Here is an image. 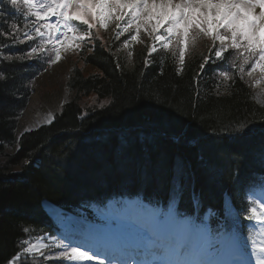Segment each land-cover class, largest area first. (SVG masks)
I'll use <instances>...</instances> for the list:
<instances>
[{
	"label": "trees",
	"instance_id": "1",
	"mask_svg": "<svg viewBox=\"0 0 264 264\" xmlns=\"http://www.w3.org/2000/svg\"><path fill=\"white\" fill-rule=\"evenodd\" d=\"M26 13L0 0V264H9L29 237L57 232L43 200L71 211L138 194L166 204L178 181L189 209L193 196L200 212L220 211L227 195L243 204L264 174V104L239 70L237 53L201 69L215 52L208 53L206 37L190 43L181 64L177 45L150 53L148 40L126 47L125 36H93L75 52L79 65L65 82L70 99L54 121L18 138L33 82L49 60L45 50L27 58L38 38L8 46L30 30L34 18ZM89 97L104 106L86 107ZM123 129L132 130L126 146L116 135ZM121 190L128 191L115 194Z\"/></svg>",
	"mask_w": 264,
	"mask_h": 264
},
{
	"label": "snow or ice",
	"instance_id": "2",
	"mask_svg": "<svg viewBox=\"0 0 264 264\" xmlns=\"http://www.w3.org/2000/svg\"><path fill=\"white\" fill-rule=\"evenodd\" d=\"M20 2L21 0H10L13 8H18ZM23 5L27 9L26 18H34L30 32H24L25 39H14L13 43L8 46L14 47L16 43L23 44L25 41L39 38L40 43L30 47L27 51V58H32L46 45H51L54 60L50 59L49 62L59 61L62 49L66 50L73 45L76 49L80 48V42L85 37L76 34L79 26H87L90 32L97 24L102 28H107L109 22L114 20L117 28L120 29L117 37L134 29L135 34L131 35V41H137L141 32L144 31L165 49L173 44L177 45L181 64L184 62L190 43L194 45L197 39L206 37L214 42L219 41L220 47L215 50L214 57L205 58L201 69L211 59L225 60L227 57L224 53L229 49H234L237 53L234 59L240 61L239 70L241 72L244 71V65L248 64L251 58L256 57L248 75L251 76L253 72L259 70L264 76V0H180L179 3L175 0H23ZM257 8L259 12L256 11ZM52 17H56L55 22H50ZM125 17L128 18L127 21ZM2 19L3 17L0 16V20ZM74 21L78 24H74ZM121 21H125L123 27L119 23ZM15 35L13 33L14 37ZM127 43H129L128 40L125 41V45ZM151 51L155 52L156 48L153 47ZM11 58V55L4 57V59ZM220 75L225 79L228 78L227 72H221ZM116 135L124 146L133 139L131 129L119 130ZM141 139H143V134H141ZM176 187H179L178 181ZM175 228L176 225L159 218L153 223L152 234L157 237L156 240L151 241L154 249L153 256L161 255L156 249L164 247L162 241L176 239ZM134 234L142 239H150V235L145 233L140 226ZM56 247L62 249L59 255L68 257L71 264H82V262H93V264H198L196 261L184 258L181 244H176L173 250L174 259L158 261L137 260L131 252L128 253V260H121L107 253L102 255L72 240L67 243L61 240ZM33 250H38L36 245L24 249L25 252ZM256 251L264 253V246L257 249L254 245V254ZM258 264H264V259H258Z\"/></svg>",
	"mask_w": 264,
	"mask_h": 264
},
{
	"label": "rangeland",
	"instance_id": "3",
	"mask_svg": "<svg viewBox=\"0 0 264 264\" xmlns=\"http://www.w3.org/2000/svg\"><path fill=\"white\" fill-rule=\"evenodd\" d=\"M175 2L179 3L180 0H175ZM256 11L259 12V9L257 8ZM53 18L55 22L56 17ZM127 19L128 18L125 17V21H127ZM125 21L119 22L121 27L124 26ZM103 29L106 31L108 37H113L120 31V29L117 28V23L114 20L110 21L108 27ZM134 34L135 31L133 32V35ZM146 40H148L149 42L150 49H152L153 47L157 49L161 46L144 31L141 32L137 41H130L132 42V44L142 42V44H146ZM74 47L75 46L73 45V47L66 50L62 49L61 59L59 61L51 62L48 69L34 81L33 92L29 99L28 105L25 110H23L19 118V126L16 133L17 137L20 136L23 131L37 128L42 124L52 121L54 113L60 112L63 104L66 103L68 99H70L69 92L65 86V82L68 78V73L72 70V64H78L79 62L77 59V55L73 52H70ZM84 70L86 71V73L93 72L91 68L87 67L84 68ZM250 83L255 92L257 101L260 104H264V76H262L259 70L253 72V74L250 76ZM83 101V104L91 109H93V107L100 106V102L94 97H89L87 99H84ZM14 172H20V168L17 167ZM113 207L114 205L111 206V208ZM123 212L124 214H122V216H119V218H124L125 215H129L130 217H132L133 222L138 221L143 226H146V222L150 221V215H144L145 221L142 220L138 215H136L137 213L133 210V206L132 208L129 207ZM93 215L94 217L97 216L101 219H108V216L110 214L106 215V213L94 210L92 216ZM57 219L58 223L63 225V231L61 235L55 237L44 235L25 241L23 250L10 262V264H18L19 259L26 256L40 258L43 257L45 259H62L64 264H71L68 257H61L59 255L62 249L56 247V244L61 240H63L65 243H67V241L69 240L77 242V240H80V236H85L83 239H81L82 242L92 245L90 247L91 249H96L95 244L96 246H99L106 241L109 243H113L111 236H117L121 232L125 233V231L120 228H103V230L105 231L99 230L100 232L97 235H94L92 234L93 232L88 231L87 222L84 221L83 218L80 219L64 212H61ZM118 220L119 219H117V221ZM127 223L128 221L124 222L123 224L126 225ZM105 232H108L109 235H104ZM146 232H149L150 234L152 232V227H149ZM32 245H36L38 250H33L32 252L24 251V249L29 248ZM89 245H84V247L89 248ZM206 252L207 251H204V254L196 255V259L201 260L199 264H206V262H208V259L213 256L211 252L208 251L207 254H205ZM34 259L40 261L38 260V258ZM82 264H93V262H82Z\"/></svg>",
	"mask_w": 264,
	"mask_h": 264
},
{
	"label": "bare ground",
	"instance_id": "4",
	"mask_svg": "<svg viewBox=\"0 0 264 264\" xmlns=\"http://www.w3.org/2000/svg\"><path fill=\"white\" fill-rule=\"evenodd\" d=\"M104 37H108L106 32L104 34ZM109 38V37H108ZM110 39V38H109ZM118 142H120V140L118 139ZM128 190H121L119 191L118 193H115V194H122L124 192H126ZM108 195H114L112 194L111 192L108 194ZM107 195V196H108ZM106 196V195H105ZM133 196V195H132ZM43 207L45 208V210L50 214L52 215L53 217H57V215L61 212V209L57 208L55 205H53L52 203L50 202H44L43 203Z\"/></svg>",
	"mask_w": 264,
	"mask_h": 264
}]
</instances>
